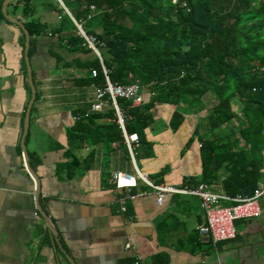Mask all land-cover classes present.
<instances>
[{
	"label": "crops",
	"instance_id": "crops-1",
	"mask_svg": "<svg viewBox=\"0 0 264 264\" xmlns=\"http://www.w3.org/2000/svg\"><path fill=\"white\" fill-rule=\"evenodd\" d=\"M0 1V264H150L152 256L161 254L167 264H264V194L260 216L236 220L235 238L220 242L198 235L204 209L196 196L168 194L158 204L150 193L130 200L121 211L124 189L111 181L114 171L135 175L137 169L152 181L150 176L167 167L160 183L176 186L200 173L197 140L180 153L196 124L189 127L186 114L176 131H144L153 155L138 164L134 156L127 161L115 145L98 144L80 145L73 150L80 165L64 167L71 159L67 131L76 121L75 111L90 109L94 88L74 82L89 74L75 60L90 54L70 52L56 35L38 36L29 56L34 99L24 145L38 179L36 194L21 147L31 89L23 57L25 36L15 20L24 25V18L14 0L5 6ZM41 15L53 20L44 10ZM144 96L149 98L147 91ZM154 109L155 119L167 123L173 107L160 104ZM90 154L92 159L83 162ZM262 163L258 187L264 186V150ZM209 187L223 193L219 183ZM132 191L149 188L138 181Z\"/></svg>",
	"mask_w": 264,
	"mask_h": 264
},
{
	"label": "trees",
	"instance_id": "trees-1",
	"mask_svg": "<svg viewBox=\"0 0 264 264\" xmlns=\"http://www.w3.org/2000/svg\"><path fill=\"white\" fill-rule=\"evenodd\" d=\"M61 1L87 34L104 43L100 53L109 79L119 84L138 80L149 93L140 105L117 99L125 133L138 137L131 143L137 164L153 155L146 129L176 131L185 114L206 110L180 150L183 154L197 140L200 173L184 178L183 184L219 183L230 197L251 195L258 188L264 150V0ZM13 3L20 6L30 36L28 57L38 36L56 35L70 52L90 54L75 60L89 74L74 82L104 84L98 59L58 0ZM41 10L53 20H43ZM91 69L97 70L95 77ZM160 104H170L173 111L167 123L156 124L154 108ZM75 112L76 121L67 131L71 159L64 167L80 165L73 155L80 145L113 144L130 162L110 101L100 111ZM91 159L90 154L83 162ZM166 172L167 167L161 168L150 178L160 183ZM150 264H167V257L154 255Z\"/></svg>",
	"mask_w": 264,
	"mask_h": 264
},
{
	"label": "built area",
	"instance_id": "built-area-1",
	"mask_svg": "<svg viewBox=\"0 0 264 264\" xmlns=\"http://www.w3.org/2000/svg\"><path fill=\"white\" fill-rule=\"evenodd\" d=\"M91 8L93 9L94 7L91 6ZM65 13L68 14L74 22L77 34L84 39L86 46L92 50L94 56L98 59L101 71L104 75V84L102 86L93 85L94 101L90 106V110L100 111L110 101L116 114V121L124 132L125 142L133 160L131 143H136L138 137L136 133L130 135L125 133L123 128L124 118L117 104V99L123 98L131 101L132 105H140L146 101L144 95L147 90L138 80L128 84L112 82L107 75V69L104 66L100 53V47H103L104 43L95 35L87 34L67 8ZM90 72L93 77L97 75L96 69H91ZM135 172V175L121 171H114L111 174V181L114 183L115 187L124 189L123 195L119 198L121 202V211L125 212L127 210V203L130 200L150 193L156 196L155 199L158 204H160L168 194L196 196V198L200 199L204 209V222L197 227V232L201 240L220 242L234 239L236 236L234 222L236 220L252 219L260 216L261 208L259 199L264 194V186L256 188L251 195H236L230 197L221 192H214L210 189L209 184L204 182H200L196 185L180 184L177 186L167 183L156 184L146 175L141 174L137 169H135ZM138 181L145 184L149 188V191L144 193L133 192L132 188L137 185ZM226 201L229 202V204H225L224 202ZM129 245L130 242L126 243L127 247Z\"/></svg>",
	"mask_w": 264,
	"mask_h": 264
},
{
	"label": "water",
	"instance_id": "water-1",
	"mask_svg": "<svg viewBox=\"0 0 264 264\" xmlns=\"http://www.w3.org/2000/svg\"><path fill=\"white\" fill-rule=\"evenodd\" d=\"M8 1L9 0H4L3 5L5 6V4ZM58 2L62 6L63 10L66 12V7L63 4V2L61 0H58ZM15 21L21 27V30L23 31L24 36H25V47H24V56L23 57H24V61H25V64H26V69H27L28 83H29V86H30V89H31V96H30L28 107H27V111H26V114H25L24 127H22L23 135L21 137V147H22V153H23V159H24L25 167L27 168L28 172L30 173V175L33 177V179L35 181L36 194H38V189H39L38 179H37L36 175L34 174V172L32 171V169H31V167L29 165L28 155H27V152H26V149H25V145H24V136H25V134L27 132V127H28L29 109H30V106H31V104L33 102V99H34V86H33V82H32L31 67H30V62H29V57H28L29 33H28L27 29L25 28V26L22 23H20L17 20H15ZM67 258L72 263V260L70 259V257L67 256Z\"/></svg>",
	"mask_w": 264,
	"mask_h": 264
},
{
	"label": "rangeland",
	"instance_id": "rangeland-1",
	"mask_svg": "<svg viewBox=\"0 0 264 264\" xmlns=\"http://www.w3.org/2000/svg\"><path fill=\"white\" fill-rule=\"evenodd\" d=\"M236 113H237V110L236 108H234ZM206 113V110H201L200 112H196V113H190V114H186L187 115V118H186V121L185 123L191 127L193 125V122L196 121V123H198L199 121H201V118H202V115H204ZM156 120V124H159L161 122V120L159 119H155ZM185 123H183V129L185 128Z\"/></svg>",
	"mask_w": 264,
	"mask_h": 264
}]
</instances>
